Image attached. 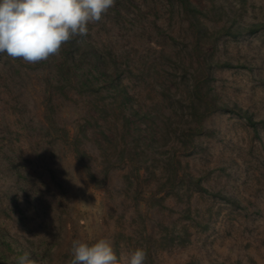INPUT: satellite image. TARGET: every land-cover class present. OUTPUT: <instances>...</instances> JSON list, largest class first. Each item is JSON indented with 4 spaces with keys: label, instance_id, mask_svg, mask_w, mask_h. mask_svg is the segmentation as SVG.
<instances>
[{
    "label": "rangeland",
    "instance_id": "1",
    "mask_svg": "<svg viewBox=\"0 0 264 264\" xmlns=\"http://www.w3.org/2000/svg\"><path fill=\"white\" fill-rule=\"evenodd\" d=\"M130 1L124 24L104 20L89 38L130 52L110 66L114 82L80 91L58 68L63 51L36 64L0 57V264L25 253L69 264L73 241L99 239L118 260L143 248L145 264H264V0H191L218 110L189 149L204 111L190 21L167 0ZM88 108L100 124L79 127ZM109 165L97 187L88 169Z\"/></svg>",
    "mask_w": 264,
    "mask_h": 264
},
{
    "label": "clouds",
    "instance_id": "2",
    "mask_svg": "<svg viewBox=\"0 0 264 264\" xmlns=\"http://www.w3.org/2000/svg\"><path fill=\"white\" fill-rule=\"evenodd\" d=\"M116 0H0V54L26 64L58 56L76 36L88 35L89 24L102 20ZM69 264H145L147 252L137 248L129 257L117 254L111 242L73 241ZM17 264H37L28 253Z\"/></svg>",
    "mask_w": 264,
    "mask_h": 264
},
{
    "label": "trees",
    "instance_id": "3",
    "mask_svg": "<svg viewBox=\"0 0 264 264\" xmlns=\"http://www.w3.org/2000/svg\"><path fill=\"white\" fill-rule=\"evenodd\" d=\"M169 11L171 15L178 13L179 15L188 18L190 21V29L194 39V48L191 53V57L197 59L199 63V70L194 74L193 83H192V97L195 101H199L204 105V111L198 113L196 119L192 122L194 126L190 127V132H185L186 142L185 147L189 149L194 146L193 133L201 134L206 127V119L207 117L218 110V107L211 97L209 78L211 75V67L207 64V60L204 57V53L200 49V31H202L198 27L197 20L193 17V12H196L198 9L193 5L191 0H167ZM133 4L130 0H116L115 6L111 8L106 15L102 18V20L95 24H102L105 26L104 20H107L112 28H115L118 24H124V19H126L127 13L130 12ZM193 10V12L191 11ZM196 10V11H194ZM95 24H89V32L86 36H76L70 42L66 43L62 50V56L64 61L61 62V65L58 66L61 74L71 75V82H77L80 91L90 90L97 84L101 78L107 76L111 77L113 82L116 80L111 75H108V70L113 66L115 72L118 71V59L119 57L124 56L126 60L131 57L130 52L125 51L122 53H118V50L115 48L116 45L109 44L107 47L98 46L90 41L89 38L94 36L92 33L93 27ZM200 26V25H199ZM3 54H0L2 57ZM166 53L162 52L160 57H166ZM194 59V60H195ZM140 64L146 67V61H140ZM66 78V77H64ZM127 101V99H126ZM48 110V109H47ZM81 121H78L79 127H83L91 120H96L98 122V118L94 116L89 108L86 110V113H80ZM100 114V112L98 113ZM128 113H126V116ZM129 119V117L127 116ZM127 119V120H128ZM48 120L51 125V130L53 132H58L59 129L56 128L54 120L51 118L50 113H48ZM83 121V122H82ZM130 119L128 120V122ZM97 124H100L99 122ZM100 126V125H99ZM193 132V133H191ZM77 154L80 162H83L82 156L83 153L77 149ZM131 165L130 171L135 176V181L139 187L144 186V178L142 175V164L136 159H130ZM86 166V165H85ZM89 168V167H87ZM89 170V176L91 180L97 187H102L106 185L108 182V177H110V172L113 170L111 165L106 166L104 169H95ZM173 177L170 181V184L175 185L176 179L179 177L177 170L175 169ZM99 176V177H98ZM174 181V183H173Z\"/></svg>",
    "mask_w": 264,
    "mask_h": 264
}]
</instances>
